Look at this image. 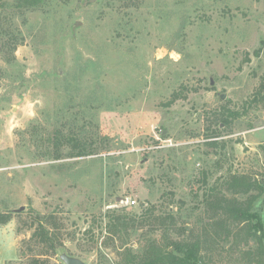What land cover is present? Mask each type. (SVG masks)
<instances>
[{
	"label": "rangeland",
	"instance_id": "374dc122",
	"mask_svg": "<svg viewBox=\"0 0 264 264\" xmlns=\"http://www.w3.org/2000/svg\"><path fill=\"white\" fill-rule=\"evenodd\" d=\"M15 3L0 0V264H129L199 231L229 173L264 179V0ZM51 216L54 248L32 237Z\"/></svg>",
	"mask_w": 264,
	"mask_h": 264
},
{
	"label": "trees",
	"instance_id": "16d2710c",
	"mask_svg": "<svg viewBox=\"0 0 264 264\" xmlns=\"http://www.w3.org/2000/svg\"><path fill=\"white\" fill-rule=\"evenodd\" d=\"M22 9H34L43 0H15ZM15 45V44H14ZM178 98L174 92L166 102L170 105ZM264 100V77L253 102ZM63 142L77 140L67 138ZM62 139L53 138V144H61ZM77 146V145H76ZM88 154L85 144H81L73 156ZM59 154H56L58 157ZM221 190L211 188L204 197L207 221L199 231L190 229L185 238L170 239L164 244L149 241L140 255L128 250L129 264H264V179L247 173H229L224 178ZM216 190V191H215ZM148 213L152 211L148 209ZM10 213H0V223L10 219ZM44 223L56 227L53 216L41 221L34 229L32 237L39 243H52L54 236ZM52 235V236H51ZM55 238V237H54ZM227 245V247H226ZM131 253V254H130ZM31 264H45L34 257Z\"/></svg>",
	"mask_w": 264,
	"mask_h": 264
},
{
	"label": "water",
	"instance_id": "95a60500",
	"mask_svg": "<svg viewBox=\"0 0 264 264\" xmlns=\"http://www.w3.org/2000/svg\"><path fill=\"white\" fill-rule=\"evenodd\" d=\"M21 209H23V206H21L17 210ZM59 258L63 261L64 264H84V262L80 258L73 255H69L67 253H61Z\"/></svg>",
	"mask_w": 264,
	"mask_h": 264
},
{
	"label": "built area",
	"instance_id": "2783aa9c",
	"mask_svg": "<svg viewBox=\"0 0 264 264\" xmlns=\"http://www.w3.org/2000/svg\"><path fill=\"white\" fill-rule=\"evenodd\" d=\"M131 204H135L136 200L135 199H131L130 201H128Z\"/></svg>",
	"mask_w": 264,
	"mask_h": 264
}]
</instances>
